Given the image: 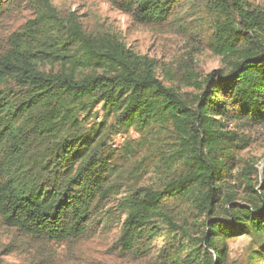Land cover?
Segmentation results:
<instances>
[{"label":"trees","instance_id":"1","mask_svg":"<svg viewBox=\"0 0 264 264\" xmlns=\"http://www.w3.org/2000/svg\"><path fill=\"white\" fill-rule=\"evenodd\" d=\"M51 1L0 0V19L33 12L0 46V221L43 243L115 232L112 248L134 261L162 238L158 264H258L264 166L256 185L253 167L237 169L248 141L229 124L264 126V11L206 0L209 48L224 67L161 79L152 59L113 34L87 33ZM109 1L138 25L178 28L176 8L192 2ZM131 129L141 142L111 148ZM243 236L239 261L229 243Z\"/></svg>","mask_w":264,"mask_h":264},{"label":"rangeland","instance_id":"2","mask_svg":"<svg viewBox=\"0 0 264 264\" xmlns=\"http://www.w3.org/2000/svg\"><path fill=\"white\" fill-rule=\"evenodd\" d=\"M22 2L20 5L24 4ZM51 3L63 16L74 13L87 33L113 34L134 52L152 59L161 79H164L163 76L168 71L177 73L188 68L199 77H204L211 71L224 67L222 58L209 48L214 14L206 0H192L176 8L180 28L176 24L162 27L138 25L109 0H52ZM241 3L245 7L264 11V0H241ZM32 17V10L24 8L16 9L0 19V46L12 32ZM164 81L167 85L173 84L168 80ZM191 91L193 89H182V92ZM101 121V117L91 118L89 125ZM229 129L236 130L239 136L248 141L243 150L236 151L237 169L241 170L247 165L253 167L251 178L254 185L258 184L264 166V126L237 127L235 123H230ZM144 137L140 132L131 129L125 135L112 137L110 146L117 150L128 140L139 143ZM254 170L257 173L254 174ZM152 181L153 176L147 175L139 183L147 186ZM235 183L238 201L242 203L247 197L245 184L240 183V179H236ZM116 236L113 232L75 242L43 243L24 236L0 221V264H158L162 238L154 243L150 257L134 261L130 257H122L112 248ZM249 244L250 239L247 236L230 241V256L239 261L244 260ZM258 264H264V257Z\"/></svg>","mask_w":264,"mask_h":264}]
</instances>
